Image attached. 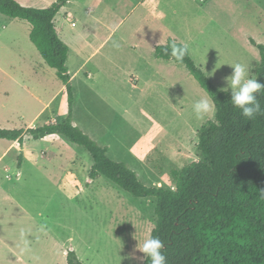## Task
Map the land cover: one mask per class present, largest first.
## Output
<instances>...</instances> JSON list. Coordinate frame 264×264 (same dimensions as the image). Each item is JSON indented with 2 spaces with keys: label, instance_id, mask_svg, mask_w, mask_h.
Here are the masks:
<instances>
[{
  "label": "rangeland",
  "instance_id": "obj_1",
  "mask_svg": "<svg viewBox=\"0 0 264 264\" xmlns=\"http://www.w3.org/2000/svg\"><path fill=\"white\" fill-rule=\"evenodd\" d=\"M237 2L244 9L237 10L236 25H233L236 19L231 14L234 10L220 11V25L192 22L194 35L198 37L197 45H191L192 59L196 60L215 85L225 90L228 89L224 78L231 74L230 65L234 63L246 65L249 77L254 79L250 62L259 59V51L245 34L250 33V38H256L264 44V0L260 1L261 4L253 1L250 3V0ZM226 16L231 19L230 24L226 23ZM75 22L77 26L73 29H80L81 22L78 19ZM130 22V19L126 20L116 27L104 47L100 43L109 33L110 27L109 30L100 29L95 35L91 33V44L79 49L78 55L71 51L67 65L70 71L76 70L95 47L100 46L73 81L77 94V118L85 119L92 129L85 126L96 131L100 145L109 146V157L112 160L123 158L126 166L138 172L142 182L151 185L145 159L142 155H136L146 149L150 136L166 148L176 150L173 138L163 132L166 127L173 136L179 134L176 138L180 145H189L190 152L194 154L196 138H188L191 134L189 127L213 118L214 111L202 119L196 117L192 110L194 101L210 97L183 64L178 63V68L175 67L170 73L176 85L166 89L158 87L154 91L157 96L154 108L167 116V120L160 119L156 123L139 119L133 109L124 112L137 92L128 96L120 90L112 89L110 85L107 89L98 78L89 77V70L110 49L115 54L110 57L109 63L119 67L116 72L118 82L122 77L127 79L129 75L137 73L133 68L139 65L134 56L137 48L134 38L136 27ZM29 28L30 24L26 20L0 13V67L7 72V75L0 72V92L13 83L9 79L11 77L20 83L25 82L34 92L36 84L43 85V97L48 98L52 91L56 92L64 86L56 71L46 65L29 40L26 31ZM229 30L235 31V37L229 36ZM145 56L147 61L156 59L153 53L145 52ZM89 83L95 93L102 96L101 99L95 96L91 99L87 95L85 90ZM126 87L129 89L128 84ZM13 92L10 97H5L1 92L0 108L4 104L8 108L22 107L20 99L12 100ZM108 94H113V97ZM140 100V105L145 106L143 98ZM51 108L55 110L54 118L59 122L63 114L67 116L65 89L64 93L55 97ZM43 120L45 118L40 119L37 125L44 124ZM28 146L35 150L40 164L37 168H27L25 175H19L11 162L12 153L0 163V264H67L66 254L69 250L75 252L82 264H142L143 253L138 248L154 226L155 206L150 203L144 205L147 211L143 221L139 218L143 212L137 198L103 176L89 184L92 157L83 146L67 139H30ZM46 149L56 155H47L45 159L39 157L38 154ZM65 157L67 160H64ZM65 162L68 165L62 167L60 164ZM149 162L157 171L160 164L164 171L168 170L169 162L163 161L158 150L149 156ZM5 165L9 166L7 170ZM73 178L77 179V188L73 185ZM152 182L155 185L156 181ZM160 182L170 185L168 176Z\"/></svg>",
  "mask_w": 264,
  "mask_h": 264
},
{
  "label": "trees",
  "instance_id": "obj_2",
  "mask_svg": "<svg viewBox=\"0 0 264 264\" xmlns=\"http://www.w3.org/2000/svg\"><path fill=\"white\" fill-rule=\"evenodd\" d=\"M68 1L36 8L0 0V13L30 24V41L56 71L67 95V116L62 121L32 128H0V138L21 143L24 135L39 139L62 134L90 153V179L103 175L133 197H154L156 220L150 235L164 242L167 264H264V200L257 192L264 187V115L243 117L230 101L231 92L215 85L189 52L182 62L170 55L169 45L182 43L169 37L155 46L154 55L184 64L213 102L214 117L197 130L196 159L182 167L169 163L166 172L174 188L146 185L134 170L112 160L106 147L73 123L68 46L59 38L53 21ZM250 42L260 56L251 71L254 79L264 83V44L252 38ZM257 99L264 104V94H257ZM157 168L163 169L161 164ZM66 262L82 264L72 250L67 252ZM142 264H150V260L144 259Z\"/></svg>",
  "mask_w": 264,
  "mask_h": 264
},
{
  "label": "crops",
  "instance_id": "obj_3",
  "mask_svg": "<svg viewBox=\"0 0 264 264\" xmlns=\"http://www.w3.org/2000/svg\"><path fill=\"white\" fill-rule=\"evenodd\" d=\"M16 1L23 6L43 8L51 5L56 0ZM250 1V3H252V1L260 3V1L262 0ZM255 6V8L257 9V4H255ZM238 9L243 10L244 8L242 4L237 2V0H69L68 2H66V4H64L57 12L53 21L59 38L68 46L66 66L71 75L70 83L72 86V91L74 90L72 105L73 123L77 125L83 132L88 134L91 138H93L94 140L96 139L97 141H95L98 143L99 138L97 136L96 131H91L89 129H92V127L89 126L85 119L82 120L80 118H77V94L73 81L74 78L77 77L79 73L82 72L83 69L87 66L89 57H92V55H94L98 51L100 46H96L95 49L88 55V57L80 63L76 70L70 71L67 65V60L71 51L78 55L79 49H82L85 46H89L91 44V33L95 35V33L98 32L100 29L109 30L108 27H110L109 33L105 35L104 39L100 43V45L104 44V47L105 44H107L110 40L111 35L115 31V28L122 25L126 20H131V25L136 27V35L134 36V38H136L135 43L137 45V48L134 52V56L136 57V63H139V65L133 68L135 69V71H137V73L129 75L127 79L122 77L120 78L121 81L118 82V75L116 72H118L119 67L118 65L115 66L112 63H109L111 60L110 57H113L115 54L114 50L110 49L100 58V62L89 70L88 74L91 79L98 78V80H100L107 89H109L110 85L112 89H116L118 91L120 90L121 93H125L128 96H130L131 93L137 92L135 94V97L132 99L130 106L126 107L124 109V112L128 113L131 109H133L136 112L135 116H138L139 119H148L149 121L156 123L157 121L160 122V119L161 121L167 120V116L166 113H163L160 110L156 111V109L154 108V106L157 105L155 103L157 96L155 95L154 91H157L158 87L166 89L169 88V86H173L175 84L171 80L170 73L171 71L175 70V67L179 66V62H175L170 59L157 58L155 55V60L151 59L150 61H147L144 59L146 57L145 52H147L148 54H154L155 46L158 44H164L166 40L170 37L182 44L187 43L188 52L190 56L194 59L191 50V45H197L198 37L194 35L195 29L192 27V22L197 21L220 25L222 21L220 11L226 10L228 12H231L232 10H234V12L231 14L236 19L233 25H236ZM228 12H226V14ZM70 16L73 17L75 20L78 19L79 22H81L80 29H73L77 26V23L75 22V20H73V18H70ZM227 19L228 17L226 16L225 20ZM230 20L231 19L229 18L226 23L230 24ZM30 29L31 26L29 30H26L28 31V37ZM228 33L229 36L232 35L233 37H235V31L229 30ZM245 35L249 39L250 37H252L250 33H247ZM253 39L257 43H259L256 38ZM259 59L250 62V71L252 65L254 63L259 62ZM0 72L7 75V72H5L2 67H0ZM9 79L13 83H11L9 87L3 89V91H1L2 94L5 95V97H10L12 95L11 91H14L12 100L20 99L21 102H23V105L22 107L12 106L9 108L5 104L3 106L1 105L0 127H5L8 129L37 127L41 126L37 125V123L42 118H45V120H43L45 121L44 124L59 122L54 118L55 110L52 109L51 106L55 97L59 93H64V88H59L56 92L52 91L49 94L48 98H44L43 95L45 93V88L43 85L36 84V87L33 88L35 90L34 92L25 82L20 83L11 77H9ZM126 84L129 85V89L128 87H126ZM13 85H15L16 87H13ZM39 86H41L40 90ZM148 89L153 92L149 93ZM85 92L87 93V95H89V97H91V99L93 96L97 97V99L102 98V96H99L95 93L94 88H92V84L90 83L89 85H86ZM108 96L113 97V94H108ZM141 98H143V104L145 106L140 105ZM65 116L66 114L62 115L63 119L66 118ZM205 121H202L200 124L190 125L189 127V131L191 134L188 138L190 139L194 136L196 138L195 145H197L198 141L196 135L197 130ZM9 124H11V126H7ZM85 125H87L89 128ZM163 132L173 138L176 143V150L166 148V146L158 143L155 137L150 136L151 138L148 141V146L146 147V149L141 154L136 153L137 156L142 155V157L145 159V165L147 166L148 176L151 177L148 178V180L151 181V185L148 186H166V184H162V182L160 181L164 180V178L168 176L166 171H164L163 169L162 171H157V169H154L150 164L149 156L152 155L154 150H158L159 153H161L166 158L167 162L177 167H182L185 163L196 159L195 151L194 154L191 153L189 145L187 147L180 145L177 140L178 138H176L179 137V134H177L178 136H173L171 132L167 131L166 127H164ZM30 139L33 138L29 135H24L22 142L19 143L16 140L0 138V163L9 154L12 153L13 158L11 159V162L17 168L19 175H25V171L27 168H37V166H39L40 164L38 163L35 150L29 148L28 146ZM49 139L54 141L56 139L66 140L67 138L62 134L55 133L46 135L43 138L33 140L38 141ZM101 146L106 147V154L109 156V146ZM51 154L56 155L53 151H47L46 149L44 151H41L38 156L44 158L47 155L51 156ZM59 156L62 158L61 154ZM64 160H67V157H65ZM115 161H123V163H125L123 158H116ZM73 163L74 162H71V164ZM60 165L62 167H65L68 165V163L65 162L64 164ZM7 167L9 166L5 165V170H7ZM132 170H134V168H132ZM134 171L139 177L138 172L136 170ZM100 176L94 179H89V184H92L93 181L99 178ZM69 178L71 179V176ZM153 178H155V180H153ZM72 180L73 185H75V187L77 188V179L73 178ZM152 181H156L155 185ZM168 186L170 188H174L173 183L171 181L170 185ZM137 200L143 212L142 216L139 218H145V212L147 210L144 205H146V203H150L155 206V198L152 196H146L137 197Z\"/></svg>",
  "mask_w": 264,
  "mask_h": 264
},
{
  "label": "clouds",
  "instance_id": "obj_4",
  "mask_svg": "<svg viewBox=\"0 0 264 264\" xmlns=\"http://www.w3.org/2000/svg\"><path fill=\"white\" fill-rule=\"evenodd\" d=\"M170 55L176 61L182 62L188 53V44L177 45L172 42L169 45ZM232 72L224 80L227 89L231 92V103L238 108L241 115L248 119H253L256 115H264V104L257 99V94H264V83L249 77V70L242 63L230 65ZM192 110L198 119L214 111V104L208 97H202L192 104ZM260 199L264 200V187L257 190ZM164 242L158 238L148 235L139 246L138 250L143 253L142 258L150 260V264H167L166 256L163 252ZM135 258V257H134Z\"/></svg>",
  "mask_w": 264,
  "mask_h": 264
}]
</instances>
